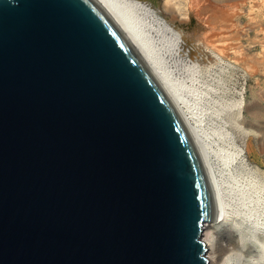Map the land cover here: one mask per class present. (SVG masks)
Segmentation results:
<instances>
[{"label":"water","instance_id":"obj_1","mask_svg":"<svg viewBox=\"0 0 264 264\" xmlns=\"http://www.w3.org/2000/svg\"><path fill=\"white\" fill-rule=\"evenodd\" d=\"M214 187L101 0H0V264H209Z\"/></svg>","mask_w":264,"mask_h":264},{"label":"rangeland","instance_id":"obj_2","mask_svg":"<svg viewBox=\"0 0 264 264\" xmlns=\"http://www.w3.org/2000/svg\"><path fill=\"white\" fill-rule=\"evenodd\" d=\"M149 1L173 24L192 18L195 29L225 49L222 65L196 62L194 82L183 66L172 62L168 67L194 110L227 201L235 207L232 191L241 186L264 214V0ZM221 148L235 152L229 166ZM207 225L203 237L210 232ZM223 232L221 241L228 233Z\"/></svg>","mask_w":264,"mask_h":264},{"label":"bare ground","instance_id":"obj_3","mask_svg":"<svg viewBox=\"0 0 264 264\" xmlns=\"http://www.w3.org/2000/svg\"><path fill=\"white\" fill-rule=\"evenodd\" d=\"M101 1L165 87L190 128L203 155L214 187L220 213L219 218L223 215L225 218L238 224L239 235L244 238V241H247L253 232L257 230L260 232V238L264 239V214H259L261 209L256 200L252 201V199L248 198L245 189L241 188V186H235L232 191L235 197H232V199L234 202L237 200L235 205L236 208L232 207L233 205H230L227 201L228 198L226 199V193L219 183V179L217 178L214 166L211 162L207 143L203 140L198 127L194 123L196 122L194 110L191 104L184 98L180 86L175 81L168 67L172 62L183 66L188 76L194 82L196 80L195 75L197 76L199 62L209 67L213 65H222L221 61L223 57H226L224 56L226 55L225 49L218 45L220 42L217 43V40L212 38L209 39V37L206 39L199 30L195 29L194 23L192 24V18L189 22L178 20L177 24H173L166 16L162 15V11H160L152 1ZM145 5H149L152 11H148ZM169 27L180 31L183 35V43L179 55H177L174 50L175 45L171 39L172 33L168 31ZM184 58L193 59V61L189 60L190 62H188L187 60L186 62L188 63H186ZM197 61H199V64L196 63ZM223 134H225L224 138H226L227 134ZM221 153L226 163L225 165L229 166L234 160L235 152L221 148ZM219 218L211 223H207L208 225L206 224L209 230L216 236L214 245L210 243L211 238L208 237L207 233L204 234V237L202 234V240L205 243L208 253L206 257L209 264H230V261L234 259L231 255L233 249L242 252L244 257V259H242V264H248L247 258L256 257L258 255L256 248L251 244L247 246L246 250L241 248L240 243H238V233L233 230L230 224L218 222ZM224 230L228 231V233L221 241L218 237ZM225 253L226 255L223 256Z\"/></svg>","mask_w":264,"mask_h":264},{"label":"clouds","instance_id":"obj_4","mask_svg":"<svg viewBox=\"0 0 264 264\" xmlns=\"http://www.w3.org/2000/svg\"><path fill=\"white\" fill-rule=\"evenodd\" d=\"M145 7L147 8L148 11H152L149 5H145ZM168 31L172 33L171 39L173 40L174 45H175L174 50L176 54L179 55V52L181 50V45L183 43V40H182L183 35L181 34L180 31L175 30L172 27H169ZM218 222H224L225 224L231 225L233 230H235L238 233V236H239L238 243H240L241 248L246 250L249 244L253 245L256 248L258 255L256 257L247 258L248 264H264V239L260 238L259 230L253 232L251 237L247 241H244V238L239 235V225L238 224H236L230 219L225 218L223 215L219 218ZM207 235L211 237L210 243L214 245L216 242V236L213 234L212 231H210ZM231 255L232 257H234V259L230 261V264H242V259H244L242 252L233 249Z\"/></svg>","mask_w":264,"mask_h":264}]
</instances>
